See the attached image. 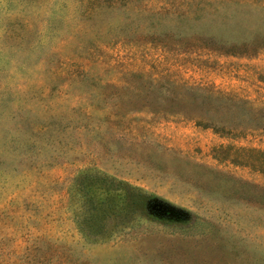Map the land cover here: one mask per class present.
<instances>
[{"label": "rangeland", "instance_id": "1", "mask_svg": "<svg viewBox=\"0 0 264 264\" xmlns=\"http://www.w3.org/2000/svg\"><path fill=\"white\" fill-rule=\"evenodd\" d=\"M0 264H264V0H0Z\"/></svg>", "mask_w": 264, "mask_h": 264}]
</instances>
